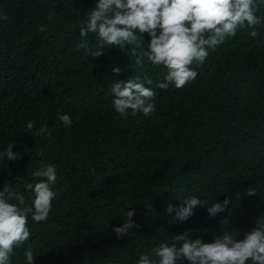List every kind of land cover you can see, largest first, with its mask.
I'll return each mask as SVG.
<instances>
[{
  "label": "trees",
  "instance_id": "16d2710c",
  "mask_svg": "<svg viewBox=\"0 0 264 264\" xmlns=\"http://www.w3.org/2000/svg\"><path fill=\"white\" fill-rule=\"evenodd\" d=\"M95 3L0 0L7 16L0 19V153L15 142L12 150L20 154L0 157V190L18 189L31 204L34 194L23 186L35 182L31 173L43 164L57 171L48 220L37 224L29 216L32 237L14 250L10 264H27L29 245L34 264H137L161 243H182L175 237L185 236L188 225L166 209L184 194L197 193L208 206L236 196L214 217L207 206L196 207L201 224L194 234L204 242H213L214 233L248 229L264 215V28L256 38L238 30L209 49L203 65H193L195 81L160 90L166 69L146 58L135 65L128 48L105 46L99 57L77 50L80 26ZM141 39L146 47L150 37ZM89 41L91 48L99 45L94 33ZM135 76L152 78L145 86L156 91V110L150 117L129 111L124 119L113 108L111 85ZM65 113L69 128L58 118ZM28 121L35 122L30 133ZM42 126L50 136L39 133ZM248 188L257 195H245ZM150 203L154 211L145 215ZM130 207L142 227L117 239L113 228Z\"/></svg>",
  "mask_w": 264,
  "mask_h": 264
},
{
  "label": "clouds",
  "instance_id": "9594fccd",
  "mask_svg": "<svg viewBox=\"0 0 264 264\" xmlns=\"http://www.w3.org/2000/svg\"><path fill=\"white\" fill-rule=\"evenodd\" d=\"M264 0H96L94 8L88 13L87 20L80 26V41L76 48L85 50L89 56L103 55L105 46L109 48H128L133 63L143 66L145 58L155 67L166 69L163 82L157 84L160 90H167L170 85L176 89L186 87L195 81L198 72L193 65L201 66L209 56V49L215 51L227 39L235 37L238 30L247 29L248 34L256 38L258 27L264 28ZM0 19L7 16L0 12ZM46 26L39 30L44 31ZM89 33H94L99 45L89 47ZM150 40L145 47L144 35ZM112 72L119 74L120 67H113ZM151 77L141 79L130 77L126 81L116 80L111 85L114 110L124 119L142 113L150 117L156 110V91L145 85H152ZM65 128L73 121L69 114L58 116ZM34 121L27 122L30 133ZM41 135L50 136L46 127L39 129ZM192 143L198 145L200 136L191 135ZM9 143L0 157L6 160H18L20 154ZM34 183L24 182V189L33 193L31 204L18 189L9 185L0 190V264H10L11 255L32 237L28 218L37 224L46 222L52 211L57 192L53 185L57 182V171L53 164H43L31 173ZM22 180L18 177L17 181ZM245 195H257L255 188H248ZM236 196H225L222 202L208 206L206 199L199 194L176 196L175 203L168 205L166 211L181 227L188 225L184 235L175 239L182 243L169 245L161 243L151 250V255L143 253L137 264H264V215L256 218L254 225L248 229L214 233L204 242L194 233L200 221H195L196 207H206L209 216L214 217L224 212L235 203ZM14 201V202H13ZM149 212L154 211L151 203L145 205ZM135 208L130 207L121 226L114 227L117 239L128 236L142 225L134 220ZM27 264H34L32 246L24 252Z\"/></svg>",
  "mask_w": 264,
  "mask_h": 264
}]
</instances>
